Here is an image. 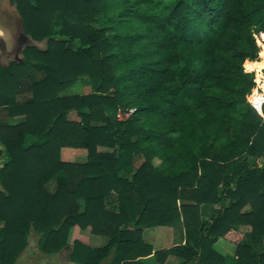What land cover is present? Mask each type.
Segmentation results:
<instances>
[{"label": "trees", "instance_id": "1", "mask_svg": "<svg viewBox=\"0 0 264 264\" xmlns=\"http://www.w3.org/2000/svg\"><path fill=\"white\" fill-rule=\"evenodd\" d=\"M11 3L31 43L0 63V109L25 118L0 120V264L32 231L60 252L76 225L108 238L74 240L78 264H229L223 238L238 264H264V105L247 99L248 70L264 72V0ZM83 78L96 92L61 95ZM177 221L183 243L144 240Z\"/></svg>", "mask_w": 264, "mask_h": 264}, {"label": "rangeland", "instance_id": "2", "mask_svg": "<svg viewBox=\"0 0 264 264\" xmlns=\"http://www.w3.org/2000/svg\"><path fill=\"white\" fill-rule=\"evenodd\" d=\"M0 19H2L4 22L13 25L14 27H16V25H18L19 29H17V32H20V21H18L15 18H18L16 15V10L15 5L13 3H11V0H0ZM9 5V8H8ZM5 24V23H4ZM19 30V31H18ZM15 32V31H14ZM4 36H7L4 34ZM24 43L27 45L29 44V42H26V40L24 41ZM17 55H12L11 58H15ZM21 56V55H19ZM260 56H262V50L260 53ZM264 58V57H263ZM8 60H4L2 62V64H7ZM252 62V61H250ZM264 68V66H263ZM250 70H248L249 72ZM252 73L255 76V72L252 71ZM99 86V82L98 83H92L90 82L88 79L83 78L80 79L79 81H77L76 84H74L73 86H71L70 88H68L67 90H65L64 92L61 93V95H75V94H91L96 92L97 87ZM250 93V92H249ZM248 93V94H249ZM248 99V98H247ZM249 100H251V97L249 96ZM107 109V108H106ZM107 114L108 116L112 117V113L113 111L111 109H107ZM2 148V146L0 147ZM75 150V149H74ZM66 152H69V155H66ZM64 159L66 160H72V161H84L86 159V155L83 156H78L77 153L75 151H73L72 148H65L64 150ZM129 161H131L132 163V168L136 169L137 167H139L143 162H144V158L143 156H135L132 157V155L129 154H124V156L122 157L121 163L122 165H124V163H129ZM122 173L124 175H126V172L122 169ZM248 209V208H247ZM213 213V206L212 207H205L203 209V215H205L206 217H209L211 214ZM78 226V225H76ZM75 227V226H74ZM167 227H171L172 229H169V234L164 232H159L157 233V231H152L150 232H156L154 234V236H152L153 234H151L150 238H161L163 239L164 235L166 236V242L167 243H171V244H175L177 243L182 237L184 240V236H185V232L184 227L182 225L181 222H175L172 225H168ZM153 229V228H152ZM182 229L183 231V235H181L182 231H180ZM85 230V229H83ZM157 230H163L160 228H157ZM77 235V234H76ZM40 234L32 231L30 233V237L31 239V243H30V247L28 248L27 253L25 254V256H23L22 259L16 261L15 264L19 263V264H68V261H70L69 258V251L72 250V245L73 242H71V244H68L69 246H66L64 249H62L60 252L55 253V254H47L44 253L43 251L40 250L39 246L36 245V241L37 238H40ZM234 237H231V239ZM103 241H107V237L102 236ZM169 239V240H168ZM164 240H162L160 243L165 244L166 243ZM216 248L221 251L223 254L227 255L228 257V261L229 264H238L236 261V246L234 243H232L231 240H227V239H221L216 243ZM67 250V251H65ZM65 251V252H64ZM19 258V257H18ZM173 260L169 261L170 263L168 264H177L176 262L178 261L176 258L172 257Z\"/></svg>", "mask_w": 264, "mask_h": 264}, {"label": "crops", "instance_id": "3", "mask_svg": "<svg viewBox=\"0 0 264 264\" xmlns=\"http://www.w3.org/2000/svg\"><path fill=\"white\" fill-rule=\"evenodd\" d=\"M8 8H9V5H8ZM0 13H1V10H0ZM16 15H17V13H16ZM17 17H18V15H17ZM15 19H17L19 21V18H15ZM18 27H19L18 25H16V27H14L13 25L8 24V23L4 22L2 19H0V63L1 64H2V62L4 60H8L9 61L10 58H11L10 56H5V53L13 54L15 52L16 38H15L14 29H18ZM4 34L7 35V36H4ZM26 38H27V42L31 43V39L29 37H27V36H26ZM24 46L25 45L23 43L21 48H19L20 50H17V53H16L17 56L15 58H17L19 55L22 54V50H23ZM4 65H6V64H4ZM24 119L25 118L23 116H12V117H9L7 115V110L5 109V107H2L0 109V120H3V121L7 120L8 124H17L19 122H22ZM64 150L65 149H63L62 156H64ZM66 155H69V152H66ZM160 227L163 230H157V228H160ZM152 228H146L144 230L143 238H144V240L146 242L152 244L154 249H161V248L171 247V246H173L175 244L183 243L185 241V236H184V240H183V237H182L175 244H171V243H167L166 242V236L167 235H164L163 239H161L160 237L159 238H156V237L150 238L151 234H153L152 236H154V234L156 233V232H153V233L150 234V232H152V231H157V233L165 231L166 233L169 234L170 233L169 229H172L171 227H167V226H158V227H152ZM180 231H182V229ZM183 231H182L181 235H183ZM31 239L32 238L29 236L28 246L25 249V251L19 256L18 260L22 259L23 256H25V254L27 253L28 248L30 247ZM76 239L84 242L85 244L89 245L92 248L102 247V246L106 245L107 242H108V238H107V241L104 242L101 235L92 234L90 228H87L86 230H83L79 226H75V227L71 228L70 233H69L68 244H71V242H73ZM38 240H39V238H37L36 245H38ZM162 240H164L166 243L165 244L160 243ZM67 246H69V245H67ZM65 251H67V250H65ZM70 252H71V250L69 251V253ZM172 260H173V258L171 256L168 261H172ZM177 260L178 261L176 263L179 262V259H177ZM17 264H19V263H17ZM68 264H78V263H75V262L70 260V261H68Z\"/></svg>", "mask_w": 264, "mask_h": 264}, {"label": "built area", "instance_id": "4", "mask_svg": "<svg viewBox=\"0 0 264 264\" xmlns=\"http://www.w3.org/2000/svg\"><path fill=\"white\" fill-rule=\"evenodd\" d=\"M247 71V70H246ZM255 72L254 76V86L251 89L250 93L247 95L249 103L260 113L262 114V107L264 105V72L263 69L258 72V70L252 69L249 72ZM249 96L252 100H249ZM134 108L131 109H119L116 113V119L123 121L127 119L133 112Z\"/></svg>", "mask_w": 264, "mask_h": 264}, {"label": "flooded vegetation", "instance_id": "5", "mask_svg": "<svg viewBox=\"0 0 264 264\" xmlns=\"http://www.w3.org/2000/svg\"><path fill=\"white\" fill-rule=\"evenodd\" d=\"M14 31H15V38H16V47H15V52L13 54L16 55L17 50H20L19 48H21V46L23 45V43H24L23 41L26 40V42H27V38H26L24 32L22 31L21 27H20V32H17V29H14ZM24 45H26V44L24 43ZM13 54L5 53V56L11 57Z\"/></svg>", "mask_w": 264, "mask_h": 264}]
</instances>
